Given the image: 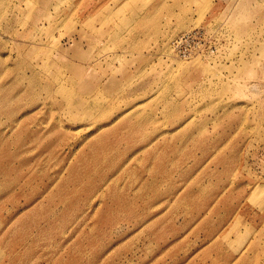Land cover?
<instances>
[{
  "label": "rangeland",
  "instance_id": "obj_1",
  "mask_svg": "<svg viewBox=\"0 0 264 264\" xmlns=\"http://www.w3.org/2000/svg\"><path fill=\"white\" fill-rule=\"evenodd\" d=\"M0 264H264V0H0Z\"/></svg>",
  "mask_w": 264,
  "mask_h": 264
}]
</instances>
